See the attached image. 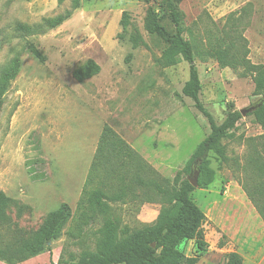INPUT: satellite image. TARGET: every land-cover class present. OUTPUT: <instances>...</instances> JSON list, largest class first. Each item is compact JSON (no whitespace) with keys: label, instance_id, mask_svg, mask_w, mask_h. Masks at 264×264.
<instances>
[{"label":"rangeland","instance_id":"obj_1","mask_svg":"<svg viewBox=\"0 0 264 264\" xmlns=\"http://www.w3.org/2000/svg\"><path fill=\"white\" fill-rule=\"evenodd\" d=\"M161 2L0 0V192L10 199L0 247L31 240L50 211L62 203L70 207L59 236L48 242L49 251L17 264H54L59 257L69 261L95 252L106 221L115 224L118 237L152 223L160 204L144 201L157 196L132 179L134 170L140 167L143 179L144 159L171 182L208 134L205 117L181 94L188 63L180 56L173 66L159 63L165 44L152 30L147 8L171 32ZM179 7L183 36L195 50L199 99L220 123L229 103L239 110L257 96L251 76L243 75L242 67L220 68L210 47L225 48L227 58L237 54L264 65V0H181ZM67 12L62 23L50 26ZM89 59L99 72L76 80L73 70ZM104 124L141 158H98ZM257 128L252 116H242L221 141L227 161L210 152V189L218 181L223 192L233 177L246 182L248 147L251 139L260 142ZM93 190L122 197L100 211L87 201ZM199 194L196 189L192 197L202 209L216 198L203 194L201 203ZM188 243L180 247L186 250Z\"/></svg>","mask_w":264,"mask_h":264},{"label":"trees","instance_id":"obj_2","mask_svg":"<svg viewBox=\"0 0 264 264\" xmlns=\"http://www.w3.org/2000/svg\"><path fill=\"white\" fill-rule=\"evenodd\" d=\"M148 1V0H146ZM181 0H162L161 9L172 24L169 32L159 23L157 13L151 6L147 14L151 21L152 30L164 42L165 49L159 58L162 67H170L177 63L180 56L188 63V78L181 88V94L192 100L193 106L200 112L209 125L208 134L197 144L182 169H179L171 182L158 174L143 161V179L139 173L140 167L134 170L132 179L143 185L144 189L154 191L156 201L145 198V202L160 204L155 220L142 228L118 237L117 227L111 221H106L99 229L96 251L81 255L78 259L62 260L60 257L54 264H196L199 257L206 251L207 242L204 238L202 225L205 215L194 203L191 197L195 189L184 174H191L192 165L198 162L197 187L207 188L213 181L212 171L209 169V154L214 153L221 161H227L226 147L222 139L231 133L242 118L239 110L234 109L232 103L228 104V111L220 123H216L199 99L200 79L195 65V50L192 42L183 36ZM77 5H75V8ZM70 13L59 15L51 23L55 27L68 18ZM123 28L128 24L127 13L121 17ZM139 42V41H138ZM137 39L133 46H137ZM209 54L213 56L220 68L242 67L243 75L249 74L252 78L253 95L257 99L250 105L256 109L247 116H252L253 121L260 126L262 133L256 139H251L253 149L246 160L250 172L244 182L238 179L243 191L257 210L264 222V65H255L240 58L237 54L227 58L225 48L212 45ZM99 72V66L91 59L73 70V77L83 81ZM96 156L109 160L117 157L124 162H133L136 151L108 124H104L96 147ZM122 194L107 195L100 190L89 193L87 201L91 206L100 211L107 208V201L120 200ZM10 204V199L0 192V229L4 226L5 210ZM70 217V207L62 203L57 209L50 211L41 225L33 234L31 240L21 241L17 244H4L0 247V260L6 264H17L29 258L49 251L48 242L55 240ZM126 233V232H125ZM193 241L194 251L186 255L180 247L183 243ZM154 244L153 246L151 244ZM222 242H219V246ZM224 264H242L239 254L231 252L226 255Z\"/></svg>","mask_w":264,"mask_h":264},{"label":"crops","instance_id":"obj_3","mask_svg":"<svg viewBox=\"0 0 264 264\" xmlns=\"http://www.w3.org/2000/svg\"><path fill=\"white\" fill-rule=\"evenodd\" d=\"M257 126L256 134H261L262 129ZM248 148L249 156L253 147ZM213 181L207 188L194 189L200 192L198 201L201 203L203 194L205 199L216 195L205 202L203 209L193 200L194 190L191 193L192 200L205 215L202 229L208 244L196 264H224L226 255L231 252L241 256L242 264H264V222L257 210L234 177L228 180L223 192L217 190L218 181L216 188L210 189ZM190 242L184 250L188 256L194 251L193 241ZM219 242H222L220 246Z\"/></svg>","mask_w":264,"mask_h":264},{"label":"water","instance_id":"obj_4","mask_svg":"<svg viewBox=\"0 0 264 264\" xmlns=\"http://www.w3.org/2000/svg\"><path fill=\"white\" fill-rule=\"evenodd\" d=\"M255 109H256V106L251 105V106H247V107H244L242 109H239V112L242 116H245V115H247V113H250ZM197 166H198V162H196L192 165L191 178L188 179L189 183L193 187H197V178H198V173H199ZM151 245L153 246L154 244L152 243Z\"/></svg>","mask_w":264,"mask_h":264}]
</instances>
